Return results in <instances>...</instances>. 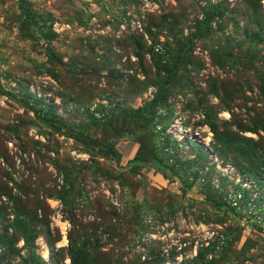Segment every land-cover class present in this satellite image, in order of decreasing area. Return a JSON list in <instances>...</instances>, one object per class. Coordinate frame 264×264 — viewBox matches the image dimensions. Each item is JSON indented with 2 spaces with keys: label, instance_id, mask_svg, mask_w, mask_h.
<instances>
[{
  "label": "rangeland",
  "instance_id": "rangeland-1",
  "mask_svg": "<svg viewBox=\"0 0 264 264\" xmlns=\"http://www.w3.org/2000/svg\"><path fill=\"white\" fill-rule=\"evenodd\" d=\"M262 22L264 0H0V264H71L69 243L76 264H264ZM159 87L143 126L127 111Z\"/></svg>",
  "mask_w": 264,
  "mask_h": 264
},
{
  "label": "trees",
  "instance_id": "trees-1",
  "mask_svg": "<svg viewBox=\"0 0 264 264\" xmlns=\"http://www.w3.org/2000/svg\"><path fill=\"white\" fill-rule=\"evenodd\" d=\"M216 8H217V6H212V9H210V10L205 9L203 11L204 14H203L202 19L196 21V24H195V27H194V32L190 33L193 37L194 36H196L197 38L198 37L199 38L203 37L205 35V33H207L209 31V29H210V19L213 18V14H214L213 12L216 10ZM22 14L26 18V20H28V21L31 20V18H29V15L24 10L22 11ZM34 21H32V23H37V28H40L39 24H40L41 20L39 21V23H38V21L36 22V20H34ZM255 27L257 28L256 29L257 32L264 31V22H262L261 24H258ZM248 34H249V39L254 38L255 33L253 32V30L252 31H248V33L244 32V36L247 35V37H248ZM42 36L45 39H50L51 36H52L51 35V31L48 29V31L46 33H44V35H42ZM175 47L176 46L174 44L173 48H175ZM187 47L188 46H186L185 48H187ZM185 48H184V50L183 49L180 50V54H181V59L180 60H182V61H184V55H185V52H186ZM152 55L153 56L150 59L151 63H160V59L158 58L160 56V54L159 53H152ZM135 56L138 59L141 58V55H140V53L138 51H135ZM183 64L179 65V66H183ZM162 92H163V89L161 87H159L156 90L153 98L150 101H148L143 106L137 107L135 109H128L127 113L129 114V116H132L133 120H135V121L138 120V121H140L142 123L143 126H145V125L147 126L148 123L151 120V117H149V115L153 111L152 109H153L155 103L157 102L158 97H160L162 95ZM30 108L33 110V114L35 115V117H37L43 124H46L48 126H52L58 132H62L64 134H72V136L75 139H78L77 133H73V131H71V129L68 130V131H65V129L67 127H69V126L66 125L63 121H61L58 118L57 115L49 114L46 111H43L41 108H38V109H33V107H30ZM47 114H48V116H47ZM243 128L244 127H241L240 129H243ZM262 130L264 131V127H262ZM74 134L77 135V136H75ZM225 135H226V133H225ZM160 161L161 160L156 155L151 154V155H146V156L142 155L141 157L135 155L128 162H129V164L131 166H135V167H138V166H140V164L144 163V164H147L149 166H155L156 168H158V167H161ZM65 179H66V177H65ZM206 200L207 201L213 200V197L210 196V195H206ZM215 204L218 205V206H221L222 202L221 203H215ZM22 223H24V222L20 218V216H15L11 220H9L8 224L11 227H14V228H20L22 226ZM0 238H1V235H0ZM68 249L70 250V253H71V256H70L71 264L78 263V260L80 258H82V255H81L82 249H81V247L75 245L74 243H69Z\"/></svg>",
  "mask_w": 264,
  "mask_h": 264
},
{
  "label": "built area",
  "instance_id": "built-area-1",
  "mask_svg": "<svg viewBox=\"0 0 264 264\" xmlns=\"http://www.w3.org/2000/svg\"><path fill=\"white\" fill-rule=\"evenodd\" d=\"M240 198V194L239 193H227L225 196V199L227 202H229L231 205H235V201L238 200Z\"/></svg>",
  "mask_w": 264,
  "mask_h": 264
}]
</instances>
